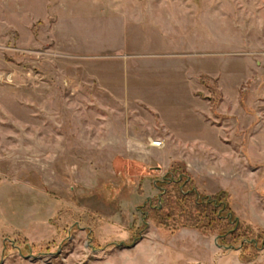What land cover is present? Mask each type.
Here are the masks:
<instances>
[{"label":"rangeland","instance_id":"rangeland-1","mask_svg":"<svg viewBox=\"0 0 264 264\" xmlns=\"http://www.w3.org/2000/svg\"><path fill=\"white\" fill-rule=\"evenodd\" d=\"M181 172L264 238V0H0V264H264Z\"/></svg>","mask_w":264,"mask_h":264},{"label":"trees","instance_id":"trees-1","mask_svg":"<svg viewBox=\"0 0 264 264\" xmlns=\"http://www.w3.org/2000/svg\"><path fill=\"white\" fill-rule=\"evenodd\" d=\"M177 170H175L176 172ZM174 172V173H175ZM169 174H173L170 172ZM166 176L165 180L170 176ZM179 175V174H178ZM163 180L165 186L167 182ZM171 184L174 186L180 185L179 189H176V202L183 210L187 208L186 204H191L197 210V216L188 215L187 219L183 222L184 226L200 227V225H206V228L212 229L219 227L221 234L219 236L220 242L226 247H235L240 243V251L242 258L247 260L249 258H256L260 251H264V238H262V232L256 237H251V226L244 224L237 214L232 209L230 202L225 201V193L223 191L215 194L214 196H205L199 194L195 187L190 189V186L194 185L193 179L186 172H181L179 178L173 181ZM161 185L162 195V207L159 205H147V214H156V217L161 222L168 221V218L172 213H162L165 208H168L173 204L172 194L173 190L165 189ZM229 198V197H228Z\"/></svg>","mask_w":264,"mask_h":264},{"label":"bare ground","instance_id":"bare-ground-1","mask_svg":"<svg viewBox=\"0 0 264 264\" xmlns=\"http://www.w3.org/2000/svg\"><path fill=\"white\" fill-rule=\"evenodd\" d=\"M155 145H160V143L155 142Z\"/></svg>","mask_w":264,"mask_h":264}]
</instances>
